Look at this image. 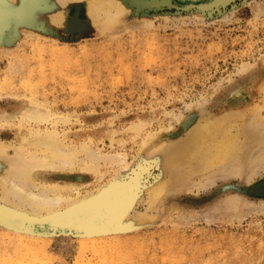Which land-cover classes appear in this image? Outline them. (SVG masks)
Wrapping results in <instances>:
<instances>
[{
	"label": "rangeland",
	"instance_id": "374dc122",
	"mask_svg": "<svg viewBox=\"0 0 264 264\" xmlns=\"http://www.w3.org/2000/svg\"><path fill=\"white\" fill-rule=\"evenodd\" d=\"M116 1L126 10L123 24L100 33L78 1L19 0L14 7L0 0V8L14 15L0 32V144L9 152L0 160V178L3 161L11 160L10 152L34 128H20L17 114L33 102L67 118L55 129L66 144L86 143L100 160L108 159L99 161L98 175L71 173L70 182L80 185L81 204L61 211L76 208L67 213L75 218L97 208L116 230L95 243L79 242L69 228L19 238L14 233L23 232L8 224L9 206L0 200V264H264V209L256 211L264 207V131L245 165L254 167L253 176L244 171L239 177L230 164L214 171L202 188L196 179L189 190L166 197L143 224L138 218L148 210L144 191L161 176L155 145L182 137L200 118L239 111L233 135L244 123H264L261 94L244 96L236 108L221 106L231 87L264 76V0H227L203 8L174 7L166 0ZM62 10L65 26L53 30L52 16ZM78 11L82 19L69 30ZM17 61L19 71L13 69ZM140 120L150 123L134 136L129 128ZM48 125L43 126L51 129ZM243 139L239 135V145ZM117 155L124 161L109 159ZM66 174L44 172L36 186L56 184L57 176ZM229 199L243 204L238 211L247 209L239 221L217 209Z\"/></svg>",
	"mask_w": 264,
	"mask_h": 264
},
{
	"label": "bare ground",
	"instance_id": "6f19581e",
	"mask_svg": "<svg viewBox=\"0 0 264 264\" xmlns=\"http://www.w3.org/2000/svg\"><path fill=\"white\" fill-rule=\"evenodd\" d=\"M5 1L14 7L19 5V0ZM73 1H75V3L76 1L80 2L79 4L83 7V12L87 17L86 19L91 23L89 24L93 25L95 30L100 33H105V31L110 32L111 30L114 31L118 26H122L123 24V17L126 10L119 1ZM178 1L188 0H176L175 2L177 3ZM63 2H66V0H63ZM83 12L78 11L74 13V19L70 22L69 30L76 29L75 25L82 19ZM65 13L66 12L62 10L57 12L56 15L54 14L55 17L52 16L53 21L51 23L55 25L53 26V30L65 26ZM258 14L257 12V15ZM12 15L13 14L8 13L7 10L0 8V32L5 31L6 26L3 28V23H7L8 18L12 17ZM35 17L37 16L34 15L33 18ZM34 20L35 19H33V22ZM39 20L37 18V22H39ZM11 21L13 20L11 19ZM41 22V24H43L44 21ZM47 22L50 23L48 19ZM34 23H36V21ZM51 23L49 24L50 26H52ZM48 24L45 23V25ZM22 61L23 60H21V62ZM21 62H13V69L15 71L21 69ZM247 80L245 85L238 84L231 87V89L226 92L225 98L221 100L222 107L236 108L245 98L244 96L249 97L253 94L263 95L264 104V76L249 77ZM30 104H33V102ZM30 104L21 106L20 110L17 112L20 119L18 121H21L19 122L21 124L19 125L20 128L25 129V124H33L34 128L28 129L26 127L28 129L26 136L21 138L18 146L14 147L13 152H10L12 153V158L8 157L7 160H11H9L8 163L7 161H3L5 169L4 175L2 174L3 177L0 178V192L2 195L0 200L9 206L7 210L9 211L8 213L11 214L10 217L16 218V220H12L11 218L8 224L14 226L17 231L23 232L14 233L15 236L19 238H30L32 236L25 233L44 234L43 232H47L48 234H52V232H57L58 229L63 230L69 228L77 232L76 235L79 236V242L95 243L101 240L103 236H108L106 234L116 231L114 227L108 226L110 217L108 216L105 219L101 218L100 213L96 212L98 209L94 208V210L86 213L87 216L85 214H79V217L71 218L67 213L76 212V208L71 211H61V209L68 205L78 207L81 204V200H78L80 185L70 182L71 176H73L71 173L76 170H81L92 174V176H95V174L98 175L99 161L105 162V160L108 159L101 158L100 160L99 156L96 155V153L94 154V152L86 146V143L78 142L76 144H66L64 141V134L60 135L55 129L57 124L65 123L67 118L55 115V113L51 115L50 111H44L45 109L43 110V107L38 109V107H40L39 105L33 104L37 106V108H35ZM260 108L256 110L259 111ZM241 114L242 113L237 111L234 113H226L224 114L225 117L220 118H200L193 126L185 131L182 137L154 146L155 155L161 167V176L144 191L147 197L148 210L139 215L140 225L150 217V212L152 210L159 211V205L161 206L162 201L166 199V197H172L180 193L179 191L182 192V190H189L196 179L199 180L198 187L202 188L204 186L203 183L210 181V177L213 175L214 171L222 170L232 164L238 169L239 177L242 176L244 171L248 172L250 177L254 175V167L251 166L252 168L247 170L248 168L245 169V165L250 162L251 147L255 145L259 140L258 138L261 132L264 131V123L256 120H252L249 124L244 123L240 125L238 134L233 135L231 130ZM2 118L3 117H1V120ZM8 118L10 117L8 116ZM149 123L148 120H140L137 123H132L129 132L134 136H139L146 124ZM46 124H49L48 126L51 127V129L43 126ZM40 126H43L44 129H39ZM239 135L244 138L242 145L238 144ZM150 138L151 135L148 134L141 144L146 146ZM11 148L13 147L11 146ZM7 150L8 148L0 144V160H2L1 158L3 156H7L6 153H9ZM109 159L113 160V163H121L124 161L121 155ZM253 163L256 162L254 161ZM48 171H60L68 174L57 176L61 183L58 182L55 184L54 182V184L45 186L43 182L40 181L41 186L38 185V182L36 186V180H43L41 175ZM74 178V180H85L84 177L78 178L74 176ZM61 191L74 193L75 196L63 195ZM84 198L86 199V197ZM234 200L229 199L228 202L221 201L217 209L221 213L225 212L224 214L228 216H225L226 219L239 221V219H242L247 209L245 208V210L241 212L238 211L240 204L238 205V201ZM130 205L131 204H128L124 207L121 218L125 216L131 207ZM241 205L243 207V204ZM247 208L249 210L251 209L249 207ZM263 209L264 207H256V211H262ZM63 214H65L63 218L56 217L57 215ZM221 217L219 218L218 216L216 220L221 221ZM17 218L20 219V222L17 221ZM28 219H32V221H28ZM207 220H209L208 222H210V220L213 221L210 217H207ZM35 222L39 224L40 228L37 230L30 229L32 227L31 223L34 224ZM44 224L51 225V228L44 231ZM96 237H98L97 240H94Z\"/></svg>",
	"mask_w": 264,
	"mask_h": 264
},
{
	"label": "water",
	"instance_id": "95a60500",
	"mask_svg": "<svg viewBox=\"0 0 264 264\" xmlns=\"http://www.w3.org/2000/svg\"><path fill=\"white\" fill-rule=\"evenodd\" d=\"M176 0H166V2L172 6L181 7V8H203L208 7L217 3H221L227 0H188V1H178ZM177 4V5H176Z\"/></svg>",
	"mask_w": 264,
	"mask_h": 264
}]
</instances>
